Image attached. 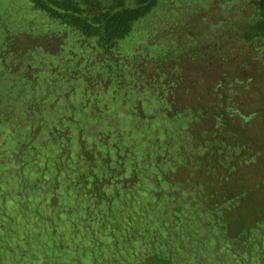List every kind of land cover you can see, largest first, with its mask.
<instances>
[{
	"label": "trees",
	"instance_id": "obj_1",
	"mask_svg": "<svg viewBox=\"0 0 264 264\" xmlns=\"http://www.w3.org/2000/svg\"><path fill=\"white\" fill-rule=\"evenodd\" d=\"M26 1L57 25L56 31L27 32L24 39L14 34L0 44V73L9 77L2 88L8 95L16 91L14 103L20 101L28 116L35 109L27 91L46 75L70 84L66 95L73 93L75 82L81 98L133 99L140 120L156 117L141 108L146 100L156 101L159 114L174 123L180 135L181 120L187 121L181 139L172 140L170 130L153 142L144 136L146 151L137 155L134 140L120 143L90 132L84 136L85 122L74 119L75 114L86 118L89 107L83 101L72 105L79 112L60 120L69 122L63 130L58 120L43 127L31 120L24 124L12 117L14 107L0 104V126L12 127L5 146L13 147L8 155H0V222L24 207L26 218L22 215L19 221L26 224V238L33 234L31 226L42 225L33 245H27L35 259L37 251L42 252L45 264L53 253L63 251L56 234L62 212L68 216L63 221L70 226L67 232L78 228L77 219L70 221L73 216H82L88 225H104L101 230L110 232L106 239L115 259L119 248L136 253L128 264H180L176 261L181 257L170 248L169 223L171 229L179 224L180 232H222L239 252L252 232H264V0H206L205 5L180 9L181 16L170 24L148 20L174 14V3L165 0ZM144 21L154 27L151 36L143 46L127 49L132 35H149L146 29H135ZM32 48L43 57L32 55ZM8 56L16 61L7 62ZM48 59L50 65L43 66ZM58 63L62 68L65 64L64 74L55 71ZM45 135L47 140L39 142ZM90 139L96 140L89 145ZM172 145L179 151L169 155ZM140 159L145 169L138 168ZM144 193L135 207L133 201ZM163 197L175 199L162 206V217L168 218L159 219L157 229L137 227L147 220L149 204L158 206ZM114 206H120L123 215ZM191 216L198 228L186 224ZM194 235L184 234L187 244L177 247L201 246ZM90 242L78 264H99L97 256L92 258L96 254Z\"/></svg>",
	"mask_w": 264,
	"mask_h": 264
},
{
	"label": "rangeland",
	"instance_id": "obj_2",
	"mask_svg": "<svg viewBox=\"0 0 264 264\" xmlns=\"http://www.w3.org/2000/svg\"><path fill=\"white\" fill-rule=\"evenodd\" d=\"M228 1V0H226ZM235 1L232 2V4H236V0H230ZM173 2L172 8L174 14L169 15H157V19L149 18L148 20L156 24L157 22H163L169 23V21H173V18L178 20V15H180V9L188 8L190 6H199V5H205L207 4L206 0H165V3ZM176 2V3H175ZM211 2V0H209ZM148 21V23H150ZM171 21V22H172ZM146 21L139 22L138 25L135 27V29H142L145 30V33L149 34L148 36L144 33H138L132 35L131 38L128 39V43L126 44L127 49H134L138 46H143V44L147 41V39L151 36V31L154 27H151L148 25ZM57 25L52 24L48 18H45L43 14H41L38 11H35L32 9V7L29 5V2L26 0H0V44L6 39L7 36L12 37L14 34H18V36L21 39L25 38V33L31 32L33 34H44V33H50V31H56ZM25 43V42H24ZM23 49H26V46H23ZM33 54L36 55L39 54V51L35 48H32ZM31 54V53H30ZM43 55L39 54L38 58H42ZM16 61L15 57H7V62L9 61L12 63ZM49 63V64H48ZM85 63V61H84ZM82 63V65H84ZM46 64L50 65L49 59L44 62L43 66ZM65 64L62 65L58 63L55 65V71L57 73H62V69L65 70L66 67H64ZM45 69V68H44ZM1 72V70H0ZM63 72L62 74H64ZM9 79V77L4 76L0 73V104L1 105H10V107H14V114L11 113L13 118L20 119L24 124H26L28 121H34L35 126H47L50 123L56 122V120H65L67 118H70L69 115L72 113V111L77 112L78 110L73 109L74 106H78L82 101L89 107L88 111L84 114L86 116L85 119L81 118L82 115H74V119L78 122H85L84 127V136L88 132H90L91 135H97L99 137L108 135L111 138H118L120 140V143L123 141L127 143L129 140H134V144L132 147L133 151L137 154H144L146 151L145 148H147L145 144V140H149V142H153L154 138L162 139L161 134L165 131H169L171 135L173 136L172 140H178L181 139L182 135H184L183 130L185 128V123L187 122L185 119L181 120L182 126L180 127L181 134L175 133L176 125L174 123H169L164 117L159 114L158 110H160V104H158L156 101H151L150 99L142 103L141 108H143V112L147 114V116H156L154 119H151V121L148 119L146 120H140L135 117V112L133 109L136 107L134 104L135 102L133 99L126 98L124 101L119 100H113L110 101V98L108 97H99L96 98L94 96L89 98H81L80 90H78V86L75 82L72 84L74 85L73 93L70 95H66L69 93L70 84H63L62 78H51L46 77L44 75V78L40 79L38 82L35 83L34 89H31L30 91H27V101L30 99L34 100V104L32 103V108L35 109L32 114L28 116L26 114V111L21 108V103L18 101V103H14L16 101V91L12 90V94L8 95L5 93L7 90H3L2 88L5 84H7L5 81ZM53 80L48 82L47 80ZM63 81V82H62ZM75 83V84H74ZM72 89V86H70ZM8 99V100H7ZM10 100V101H9ZM9 101V102H8ZM25 101V100H24ZM23 101V102H24ZM74 105V106H72ZM37 109H40L41 112H37ZM79 112V111H78ZM17 122V121H16ZM42 122V123H40ZM61 124L64 126L59 125V129H67L69 127V122L66 121H60ZM15 123V122H14ZM54 125V124H52ZM130 125L134 127L132 130H130ZM138 126V128H135ZM70 127L73 128V125L70 124ZM172 128V129H171ZM10 126L4 127L0 126V155H8L11 150L12 146L10 147L5 146L7 144L8 138H10L11 134ZM136 129V130H134ZM60 130V131H61ZM129 130V131H128ZM146 131L143 133V136L139 135V131ZM173 130V132H172ZM136 131V132H135ZM138 131V132H137ZM75 131L72 130L69 132V134L74 133ZM121 132H123L125 135H120ZM128 135V136H126ZM9 136V137H8ZM144 136H148L144 139ZM39 142H43L47 140V135L43 136L42 138H37ZM96 140V139H95ZM95 140H89V145L95 142ZM101 140V139H100ZM99 140V141H100ZM152 140V141H151ZM142 142V144L140 142ZM144 141V142H143ZM110 142V141H109ZM179 146L178 145H172L171 150L169 152V155H172L175 153H178ZM164 157V156H163ZM140 165L138 168L140 170L145 169L146 166H144L142 159H140ZM9 191H11L9 189ZM2 194L8 195V192L5 190H1ZM167 194L172 192L170 189H166ZM16 193V192H14ZM166 194V195H167ZM39 197V193L37 195ZM145 196V193L140 195V198L130 197L128 198L130 201H133L134 199V206L139 205V199L142 200V198ZM42 198V193H40V199ZM25 199V198H23ZM26 201L29 200L25 199ZM180 200V199H179ZM24 201V200H22ZM144 202V201H143ZM166 202L174 203L175 199H169L167 197H163L159 200L158 206L152 205L153 203L149 204L151 207V211L149 214H145V217L147 216V220L143 223H140L142 221H139L137 224L140 223V225L137 227L144 228L146 225H148L150 228L157 229V224H159V219H166L168 216L164 214V217H162V206ZM9 206H13L12 203H7ZM89 205H91L89 203ZM117 210V212H120V215H123L122 211H119L121 208L120 206H114ZM15 208V205H14ZM125 208V207H123ZM133 208V206H132ZM25 208H19L18 212L13 214L11 217L12 219H1L0 222V236H5V238H0V243L5 242L6 244H0V263L1 264H18V262H21V264H43V254L42 252L37 251V254L39 255V258L35 259V257L30 253L32 248L27 245H33L32 239H34L35 235H38L40 233V227L42 225H37L34 229L32 226L29 228L33 231V234L31 233L30 238H26L25 235V227L26 224L22 225L21 221L19 219L22 218V215L24 216L23 219L26 218L27 213L23 212ZM31 210V209H30ZM100 212L99 214H102V211H104V208L98 209ZM133 209V214H134ZM123 212L125 214H132L129 209H124ZM99 214H96V218L100 217ZM16 219H13L16 217ZM62 215L59 216L62 224L60 225L61 228L58 227V231L56 232L57 235L60 236V243L62 244L61 248H63V251H59L57 253H53V255H49L51 257L47 258L48 262L45 264H78L80 262L81 256L84 254L83 251H85L88 246L86 245L87 242H91L92 244V252H94L96 255H93L92 258L95 259L98 257L97 262L101 264V262H107V261H116L114 263L117 264H128V261H132L131 259L134 257L133 255L129 254V250L125 252V248L120 249L119 248V255L118 258H114V250H112V247L110 248V243L107 241L106 237L110 234V232H103L101 228L104 225L98 224L96 227L93 224L88 225L82 216H73L70 217V221H74L77 219V229L75 228V231L73 232H67L69 229V225H63V221L67 220L68 217H62ZM72 216V215H71ZM182 216V214H181ZM137 218L142 217L141 215L136 216ZM162 217V218H161ZM81 218V219H80ZM93 218V217H92ZM144 218V217H143ZM187 218V217H185ZM142 218H139V220ZM38 220V218H37ZM97 220V219H96ZM171 222V219L168 220V223ZM133 223V222H132ZM186 224H191L190 227L198 228V220L194 218L193 216L189 217L187 219ZM198 224V225H197ZM170 223L167 225L168 232L171 237L170 240V248L174 249L173 255H177L175 257H181L179 258L176 263L180 264H264V232H252L249 239L247 240V243L245 245V249L240 247V252L238 251V247H231L230 243H228L222 235V232H206V231H199V232H187L191 236L193 234H198L199 239L202 241L200 242L201 246L196 247L191 244H188L187 246H184V248L180 249L177 247V245L182 244L186 245L187 241L186 238H184V234H187L186 232H180L181 229L179 228V224L174 223V228H170ZM35 226V225H34ZM49 227V224L46 225ZM46 226L44 228H46ZM136 227V225H135ZM89 230L90 232H83L85 229ZM2 229V230H1ZM4 229V230H3ZM191 230V229H189ZM27 231V230H26ZM171 231V232H169ZM173 231V232H172ZM153 232V231H150ZM160 237H165V233L163 232H157ZM162 233V234H160ZM230 233V232H228ZM33 235V236H32ZM194 235V236H195ZM29 237V235H28ZM58 237V236H57ZM221 237V238H220ZM167 238V237H166ZM58 239V240H59ZM175 240L173 243L172 241ZM172 242V243H171ZM246 247H249L250 251L246 249ZM12 250V251H11ZM14 253V254H12ZM33 256V257H32ZM46 256V253H45ZM97 256V257H96ZM91 257V256H90ZM89 260V259H88ZM14 262V263H13ZM85 264V263H83ZM93 264V263H92ZM132 264V263H131Z\"/></svg>",
	"mask_w": 264,
	"mask_h": 264
}]
</instances>
